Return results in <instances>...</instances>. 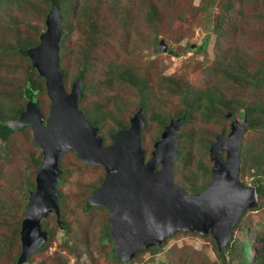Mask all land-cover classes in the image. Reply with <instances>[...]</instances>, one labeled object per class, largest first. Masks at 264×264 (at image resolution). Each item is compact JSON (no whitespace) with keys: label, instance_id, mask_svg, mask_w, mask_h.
Listing matches in <instances>:
<instances>
[{"label":"rangeland","instance_id":"obj_1","mask_svg":"<svg viewBox=\"0 0 264 264\" xmlns=\"http://www.w3.org/2000/svg\"><path fill=\"white\" fill-rule=\"evenodd\" d=\"M31 1L33 0H3L0 2L2 7V10H0V46L2 47H0V51H3V45L13 46L14 41H16L17 33L7 26L8 21H11L19 30L20 38H33V30L30 27H36L40 24L32 16L33 11L31 6L28 7L27 5ZM208 1L130 0L131 9H133L130 12L128 8L131 25L125 31L116 29L114 35L111 32V28H114L116 20L112 16L102 13L107 18V20H103V23L109 25L106 29V34L109 33V35H105L104 37L107 38L110 34L111 37L106 43H98L92 52H90L94 59L88 60L86 63L87 81L94 79V77L105 75L104 67H107L109 62L118 60L131 63L137 68L139 76L147 75L148 77L147 91L149 93L147 95L145 119L147 123L150 122L155 131L158 129V126L151 118L153 112L160 111L161 113L171 115L181 108V104L175 95H164L162 91H159L158 87L161 88L160 82L164 76L181 78L186 83L192 82L193 90L207 89L217 97L220 96L224 101L228 100L232 104H236L237 101L250 102L252 99L260 100L264 98V86L258 91L252 92L244 86L243 81L235 83L229 79L225 80L219 70L213 74L208 67V65L214 64L219 66L220 69L222 64L229 58V55L232 54L245 58L248 64V73H252L258 67L264 66V0H237L243 3V7L240 8L235 3L232 21L230 20L231 23L238 26L236 32H224L216 36L214 31H210L208 34L211 44L209 43L207 50H189L188 47L191 44L198 46L207 34L205 30V18L216 17L219 12L218 7L222 6L226 0H214L215 2L209 5L212 7V11L206 6ZM122 5H127L126 0H123ZM152 7L155 10L154 13L152 12ZM209 11L211 12L210 16L207 14ZM11 26L13 27V25ZM223 27L226 28V25H223ZM118 32H128L129 37H118ZM83 38L84 36L81 35L79 29H73L68 34L67 39H64L67 48L62 57H60L59 65L61 71L63 69L62 73L64 72L66 75L67 81H65L66 84L64 83V86L67 92V86L72 82L71 80L79 68L77 63L79 49L80 47H86L83 43ZM155 39H158L155 41V47L159 40L164 41L167 45L166 52L162 53L152 47ZM217 47H219L220 52L216 50ZM169 50L173 54H170ZM8 52L6 51V55L3 58L0 55V104L2 106L8 101L15 104V99L18 98L19 91L25 86L28 78L41 85V79L35 72L27 73L30 63L28 59ZM216 55H220L221 57L218 58ZM59 56H61L60 53ZM237 85L240 87L238 91L235 88ZM91 92H86L85 104L90 107L101 106V109L95 108L96 112L93 116L96 113L99 115L101 113L105 114L102 126L103 132H107L109 128L114 126L112 119H119L127 112H135L140 99L137 94V88L126 84H113L111 87L106 85V87L93 88ZM41 102L43 105L47 104L42 99ZM49 108L50 105L46 114H48ZM219 113H221V110ZM242 113L243 110L230 114L232 116L230 120L208 117L209 121H203L204 123L194 122L193 128L199 129L202 126H208L215 132V135L222 134L226 137L230 132L231 122L234 119L239 121L244 119L241 116ZM224 118H227L225 114ZM219 128H223V131L220 132ZM260 135L259 130L248 131L244 135L243 141L256 139ZM32 139L30 128H26L20 133L11 135L8 138L6 147H2L0 142V222L6 220V224H13L16 218L19 217V207L23 199L25 180L34 171L31 159L35 153L40 152V148L33 145ZM252 148L253 146L251 145H247L246 147V160L241 165L242 173L239 177L243 185L250 187H252L254 180V171L249 170ZM204 151L203 148L192 144L191 155L193 165H195L196 161L200 160L204 165L209 166L206 154L202 153ZM78 160L71 152L66 153L62 157L61 168L67 169L69 174L66 175L65 181L60 185V189H62L66 200L80 206L83 196L86 197V192H84V189L79 192L77 189L78 185L83 187L85 183L90 185L95 184L102 170L100 168L84 167ZM193 165L190 171L183 172L181 175L192 179L195 174ZM176 177L180 178L179 175L174 176L173 180L176 179L177 181ZM197 179L200 178H195V181ZM183 191L191 194L188 190L183 189ZM8 199H12L13 203L17 205V207L13 206L11 209V217L6 215ZM92 214L102 221L107 219V216L102 211H93ZM263 217L264 207H261L255 211L248 212L245 216L246 221L244 222H248L247 224L250 225L251 230L258 228L261 231L264 229V224L261 227H258V224L263 220ZM2 232L3 228L0 226V234ZM61 236V232L56 234L55 240L52 242L53 244L48 249L47 261L56 255L55 252H59L60 258L58 260L64 261L65 264H90L88 250L94 254L96 250L102 247L96 242V234H93L89 240L91 243L89 248L84 247L77 255H70L59 246ZM253 246L256 248L258 245L254 243ZM107 248L103 247L101 250H107ZM162 253L161 255H155L153 261L149 264L158 262V259L166 264H222L209 238L187 235L177 236L165 244ZM34 254H32L31 262L27 264H39L40 259L43 257L47 258V254L43 255L44 253ZM95 255L97 256V254ZM148 258L149 256L143 257L141 264H144ZM175 259H178L177 262L181 263L175 262ZM0 264H11V262L9 258L6 260L3 257L0 260ZM230 264L236 263L233 261Z\"/></svg>","mask_w":264,"mask_h":264},{"label":"trees","instance_id":"obj_2","mask_svg":"<svg viewBox=\"0 0 264 264\" xmlns=\"http://www.w3.org/2000/svg\"><path fill=\"white\" fill-rule=\"evenodd\" d=\"M1 1L3 0H0V2ZM126 2L127 5L123 6V0H33L27 5L28 7L31 6L33 11L32 16H34V19L40 24L36 27H30V29L33 30V38H20L21 35H19V30L13 23H11V21H8L7 26L14 30L15 33H17L16 41H14L13 46L7 44L3 45V51H0V55L2 56L1 58L5 57L6 51L8 52L9 49L8 53L16 54L21 58L28 59L26 57V53L29 49L35 47L39 43L40 35L45 30L46 16L53 8L58 12L62 29V38L59 48V53L61 55L60 57H62L67 48L64 43V39H67L68 34L73 29H79L81 31V35L84 36L83 43L86 45V47H80L79 49V56H77V63L79 65V68L76 75L71 80L72 82H70L67 86V90H70L72 84L78 78L81 79L82 89L80 91V97L78 100V109L83 112V116L86 121H88L91 125L97 127L98 136L102 138L103 146H109L115 134H117L121 130H126L130 126V119L139 109H142L144 115L147 112V95L149 93V91H147L148 77L147 75L139 76L137 73V68H135L131 63L121 62L118 60L109 62L107 64V67H104L105 75L103 74L100 77H94V79L89 78L90 80L87 81L88 75L86 63L88 60L91 61L94 59V57L91 56L90 52H92V50L98 43H106L107 40L111 37V34L107 38L104 37L105 35H109V33L106 34V29L107 27H109V25L103 23V20H107V18L104 17V14L110 15L113 17V19L116 20L114 28H111V32L113 35L116 29L125 31L131 25L128 12L129 9L130 12H132L133 9H131L130 0H126ZM214 2V0H209L206 4V6H208L207 8L210 11H212V7H210L209 5L213 4ZM235 3L238 5V7H243L242 2H238L237 0H226L222 6L218 7L219 12L216 17H206L205 30L207 34L198 46L191 44L188 49H195L198 51L207 50L209 43L211 44L208 34L210 31H214L216 36L221 35L224 32H236L238 26L231 23ZM0 10H2L1 5ZM210 11L207 13L208 16H210L211 14ZM152 12H155L153 7ZM11 25H13L14 28ZM223 25H226V28H224ZM118 37H129V33L118 32ZM156 40L158 39H155L152 43V47L155 49ZM216 50L220 52L219 47H217ZM169 53L173 54L171 50H169ZM216 56L218 58L221 57L220 55ZM28 61L30 62L29 59ZM247 65L248 64L246 63V60L243 56L232 54L229 55V58L222 64L220 69L219 66L214 64H210L208 65V67L210 72H212L213 74L217 73L219 70L225 80L229 79L235 83H241L243 81L244 86L250 91H258L262 86H264V66L258 67L252 73H248ZM31 72H35V74L38 75V77L41 79V85L36 81L28 78L25 86L22 87L21 91H19L18 98H14L15 104H13L14 102L11 103L9 101L6 102L4 106L0 104V142L2 144V147H6L8 138L11 135L20 133L26 128L28 129V127H22L18 130H13L8 126L9 123L13 122L20 116V114L25 110V107L28 103H33L34 105L38 106L41 113L44 116L46 115L45 117H47L46 112L48 106L50 105V101L45 90V80L31 66L30 62L27 73L30 74ZM65 81H67V79L64 73L63 83L66 84ZM113 84H126L137 88V94L139 95L140 99L135 112H127L119 119H112L114 126L109 128L107 132H103L102 126L105 114L101 113V115H99L96 113V115L93 116V114L96 112L95 108L101 109V106H87L85 104V95L87 91L88 93H92L91 91L93 88L106 87V85L111 87ZM160 85L161 88L158 87L159 91H162L164 95H175L177 100L181 104V108H179L175 113L171 115L161 113L160 111L153 112L151 118L157 123L158 129L156 131L154 128H152L150 122L147 123L146 121V125L142 130L140 136V141L142 144L141 147L144 151L145 159L148 160V158L150 157L153 144L160 138V134L164 126H167L172 118H180L181 128L177 133V157L175 159L172 172L174 176L179 175L180 178L176 177L177 181L176 179H174L173 181L175 184L179 183L178 186L180 188H183L186 191L188 190L191 194H199L207 187V185L211 181L212 162L210 161L209 157V147L215 142V138L220 134L215 135V132L212 131L211 127L208 126H202L199 129H194L193 123H204L203 121H209L208 117L220 118L221 120H230V118L232 117L230 116V114L237 113L240 110H243L241 116L247 121V126L245 127L244 132L241 135L238 178L242 173L241 165H243V161L245 162L246 160V147L247 145H251L253 146V148L252 153H250L251 161L249 170L254 171V180L252 182V187L255 188L257 205L251 209L246 210L240 216L236 224L231 228L230 239L224 246L220 248L218 247L217 242L209 233L201 235L188 231H175V233L171 237L166 238V240L159 246H151L141 252L136 253L130 260L121 261L116 255L115 243L109 236L107 226L109 213L102 206H92L88 203V199L91 194L103 182L105 171L102 167L93 166L82 162L77 157L74 151H70L72 154H74L77 160L79 159L78 162H80L84 167L100 168L102 170V173L100 174V177L97 179V182L95 184L90 185L85 183L83 187L81 185H78V191L81 192L82 189H84V192H86V197L83 196L80 206H77V204L75 203H70L72 201L69 202L68 200H66L65 195L62 193V189H60V185L65 181L66 175L69 174V171L65 168L62 169L60 164L62 173L59 181L56 184L59 215L57 216L54 212H51L48 213V215L45 218H42L40 221L41 230L46 233V240L43 247L36 250L34 253L36 255L43 253V255L47 254V258L43 257L44 259H40L39 264H65L64 261L62 262L58 260V258H60L58 254L59 252H55L56 255L51 260L47 261L48 249L53 244L52 242L55 240V236L58 232L62 233L60 241L61 243L59 246H61L62 249H65L70 255H77L79 251L84 247L89 248L91 244L89 240L93 234H96V242L102 247L96 250V253L94 254H92L88 250L87 253L89 256L90 264H141V259L146 256H149V258L144 264H149L151 261H153V257H155V255H161L165 244L170 239L185 235L196 236L199 238H209L217 257L220 259V263L222 264H230V262L233 261L236 264H264V229L260 231L258 228H253V230H251L252 228L250 229V225L247 224L248 222H244L246 221L245 216L248 212L255 211L258 208L264 207V98H261L260 100L252 99L250 102L237 101L236 104H232L228 100L224 101V99L220 96L217 97L213 94V92L207 89L193 90L194 88L192 86V82L186 83L181 78L177 79L164 76L161 78ZM235 88L237 91L240 89L238 85L235 86ZM41 99L44 102H47V104L43 105ZM220 110L221 113H219ZM224 114L227 118H224ZM256 130H259L261 134L260 137L248 141H243L246 132ZM222 131L223 128L220 129V132ZM198 134H200L201 137L198 136ZM32 143L37 147L33 139ZM192 144H196V146H199V148H203V150H205L202 153L206 154L209 161V166L204 165L200 160L196 161L195 165L192 164ZM34 156L31 159L34 171L32 172L33 174H30L31 176L25 180V185L23 187V199L19 207V217L16 218L13 224H6V220L0 222V226L3 228V232L0 234V260L3 257L6 260L9 258L11 264H17V259L21 252L19 240L20 224L24 216L28 194L31 190L34 189L35 186V174L38 170V166L42 158L41 151L35 153ZM221 156L224 157V154H222ZM192 165L194 167L193 169L195 170V174L192 179L188 176L181 175V173L183 172L190 171ZM190 175H192V173H190ZM195 178L200 179H197V181H195ZM198 180H200V182H198ZM244 186L250 187L246 185ZM72 205L73 207L71 208ZM13 206L17 207V205L13 203L12 199H8L6 206L7 216L11 217V209L13 208ZM93 211L104 212L107 216V219L102 221L94 214H92ZM262 224H264V217L263 220L259 222L258 227H261ZM254 243H257L258 245L256 246V248H254L253 246ZM103 247L108 248L107 250H101ZM32 254L23 264L31 262V258L33 256ZM95 254H97V256ZM178 259H175L174 261L177 262ZM154 264L166 263L158 259V262Z\"/></svg>","mask_w":264,"mask_h":264},{"label":"water","instance_id":"obj_3","mask_svg":"<svg viewBox=\"0 0 264 264\" xmlns=\"http://www.w3.org/2000/svg\"><path fill=\"white\" fill-rule=\"evenodd\" d=\"M61 38L59 15L53 8L46 16L39 43L26 53L31 66L45 80L49 112L45 117L38 106L28 103L20 116L8 124L13 130L30 128L42 154L20 224L17 264H23L43 247L46 233L41 230V219L51 212L59 215V165L70 151L82 162L105 171L103 182L88 203L102 206L109 213L108 232L121 261L159 246L175 231L209 233L219 248L224 246L240 216L257 205L255 188L245 187L238 178L241 135L247 121L234 119L227 136L215 138L209 147L211 181L199 194H187L174 183L172 174L181 119H171L164 126L148 160L140 141L146 125L142 109L133 115L126 130L115 134L109 146H103L97 127L86 121L78 109L81 79L65 91L59 65ZM156 49L166 52L167 45L159 40Z\"/></svg>","mask_w":264,"mask_h":264},{"label":"clouds","instance_id":"obj_4","mask_svg":"<svg viewBox=\"0 0 264 264\" xmlns=\"http://www.w3.org/2000/svg\"><path fill=\"white\" fill-rule=\"evenodd\" d=\"M63 74V73H62ZM59 167H60V165H59ZM109 219V218H108ZM108 223V222H107Z\"/></svg>","mask_w":264,"mask_h":264}]
</instances>
